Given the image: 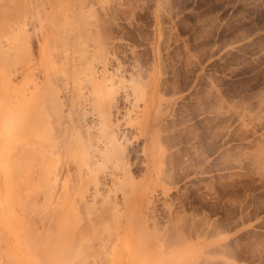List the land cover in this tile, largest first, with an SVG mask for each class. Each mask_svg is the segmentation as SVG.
I'll list each match as a JSON object with an SVG mask.
<instances>
[{
	"label": "rangeland",
	"instance_id": "374dc122",
	"mask_svg": "<svg viewBox=\"0 0 264 264\" xmlns=\"http://www.w3.org/2000/svg\"><path fill=\"white\" fill-rule=\"evenodd\" d=\"M56 1L0 16V51L13 63H0L11 83L5 92L0 81V134L10 121L40 124L41 135L54 126L59 145L53 186L20 188L22 199L4 187L14 163H4L0 136V264H264V0ZM44 46L50 88L36 99ZM49 93L61 102L54 113ZM32 110L51 122L36 123ZM107 115L127 170L112 182L102 166L111 162L90 150ZM64 127L85 151L67 146ZM75 161L96 175L98 193L85 200L70 187L76 232L62 237L56 212L71 208L50 199L78 183Z\"/></svg>",
	"mask_w": 264,
	"mask_h": 264
},
{
	"label": "bare ground",
	"instance_id": "6f19581e",
	"mask_svg": "<svg viewBox=\"0 0 264 264\" xmlns=\"http://www.w3.org/2000/svg\"><path fill=\"white\" fill-rule=\"evenodd\" d=\"M12 1V0H11ZM29 1H31V0H27V2H26V0H16L15 2H16V4L15 3H13V5L11 6V7H14V9L15 10H17V9H24L25 11L28 9V8H31V7H33L32 5L34 4V0H33V4L31 3V2H29ZM36 1V0H35ZM39 1V0H38ZM56 1V0H55ZM57 2V1H56ZM66 2V1H65ZM1 3H2V1H1ZM28 4V6L29 5H31L30 7H28V8H26L27 6V4ZM11 4V3H10ZM67 4V3H66ZM1 5V4H0ZM3 5V4H2ZM37 5V4H36ZM35 6V5H34ZM62 6H63V3H62ZM62 6L60 7V8H62ZM66 6V5H65ZM11 7H0V16H5V15H11L10 14V12H12V13H15L14 12V10L13 9H11ZM36 7V6H35ZM64 7V6H63ZM66 8V7H65ZM32 9V8H31ZM24 10H20V12H24ZM19 11V10H18ZM31 11V10H30ZM28 13H29V11H28ZM12 17V16H11ZM11 17H9L10 19H11ZM1 19H3V18H1ZM0 19V20H1ZM8 20V19H7ZM16 21V20H15ZM2 22V21H1ZM0 22V23H1ZM5 21H3V23H4ZM67 22V21H66ZM3 23H1V24H3ZM3 25H5V24H3ZM2 25V26H3ZM63 25H65V23L63 24ZM10 27V26H9ZM19 27V26H18ZM66 27V26H65ZM68 27V26H67ZM2 28V27H1ZM6 28V27H5ZM64 28V27H63ZM65 29V28H64ZM5 30V29H4ZM63 30V29H62ZM3 31V29L1 30V32ZM6 31V30H5ZM16 31V30H15ZM1 32H0V34H1ZM63 32V31H62ZM2 33H4V32H2ZM10 33V32H9ZM15 33H17V31L16 32H14V34ZM5 34V33H4ZM60 34H61V32H60ZM15 35H17V34H15ZM1 36V35H0ZM3 36V35H2ZM18 36V35H17ZM4 37V39L5 38H7V37H5V36H3ZM13 37H15V36H13ZM23 37V36H22ZM10 38H11V36H10ZM18 37H16V39H17ZM7 40V39H6ZM5 40V42H7ZM12 40V39H11ZM4 42V43H5ZM8 43V42H7ZM7 43H6V45H7ZM5 45V44H4ZM23 46V45H22ZM22 46L20 47V49L22 48ZM11 47V46H10ZM10 47H7V48H9V49H11ZM15 47V46H14ZM24 47V46H23ZM25 47H26V45H25ZM24 47V48H25ZM13 49V48H12ZM15 49V48H14ZM3 50V49H2ZM22 50V49H21ZM4 51V50H3ZM3 51H0V53H2V54H0V56H2V57H0V63H2V65L5 67V71H6V69L8 68V66H10V65H12L13 63H12V57H11V59H10V56L9 55H7V54H9V53H11L9 50V53H8V51L7 50H5V51H7V54L5 53V52H3ZM12 51V50H11ZM14 51V52H13ZM12 52L15 54V50H13ZM26 51H27V49H26ZM26 51H25V49H23L22 50V52H24V53H26ZM46 52H48V50H47V48L44 46V49H43V52H42V54L40 55V57H39V61H38V63H36V64H38L39 65V67H40V69H41V81L40 82H37V83H35L34 85H33V88H32V91H31V93H30V97L32 96V98L34 97V98H36V99H38V97L40 96V93H41V90H42V88H44V87H47L48 88V80H49V78H48V76H51L50 74H51V67L50 66H52L51 65V63H50V65L48 64V61L50 62V60L48 59V57L47 56H49V52H48V54L46 53ZM14 54H13V56H14ZM18 55V54H17ZM8 56V57H7ZM16 56V55H15ZM16 58V57H15ZM21 58L23 59V57L21 56ZM50 58V57H49ZM17 59H19V58H17ZM19 61V60H18ZM14 62V61H13ZM16 62V61H15ZM47 65L49 66V67H47ZM43 66V67H42ZM11 68V67H10ZM12 70V69H11ZM2 72H4V71H2ZM1 72V73H2ZM10 72H12V71H10ZM9 72V77H10V73ZM6 73V72H5ZM5 73H2L0 76V81H1V86H2V88H4V89H6L5 90V92L7 91V90H9V88H10V82H9V84L6 82V80H5V76H6V74ZM9 81V80H8ZM50 88V87H49ZM48 88V89H49ZM46 89V88H45ZM0 90L2 91V89L0 88ZM44 90V89H43ZM42 90V91H43ZM44 92V91H43ZM51 93V92H50ZM49 93V96L48 95H46V97H47V101H51V98L54 96H52L51 94ZM56 97L54 96V98L53 99H55ZM52 99V102H51V104H50V107H51V111H53V113L54 112H56V109H57V107H59L60 105H59V103H61V102H58V100L57 99H55V100H53ZM56 101V102H55ZM39 102H40V104H42L41 103V101H38V105H40L39 104ZM38 105L37 106H34V107H38ZM39 108H40V106L38 107V112H40V110H39ZM33 109V108H32ZM54 109V110H53ZM38 112H36L37 114H38ZM41 112H42V110H41ZM44 112H46V111H44ZM44 112H43V114H44ZM32 113H33V116L35 117V119H34V121H36V123H40L41 122V124H42V121L44 120V118L42 119V121L41 120H39V121H37V118H39V115L40 114H38V116L36 117V115H34V114H36L35 113V110L33 111L32 110ZM47 114H52V113H47ZM84 112L82 113V115L84 116ZM17 117L18 116H20L22 119H25V114H24V112H22V113H18L17 115H16ZM31 116V118L33 119V116L32 115H29V117ZM43 116H45L46 118H48L49 116L47 115L46 116V113H45V115H42L41 117H43ZM27 118V117H26ZM30 118V119H31ZM27 119H29V118H27ZM27 119H26V121H27ZM46 120V119H45ZM44 120V122L46 123V122H51V121H49L50 120V117L48 118V121H45ZM30 121V120H29ZM33 121V120H32ZM103 121H104V123H103V128H101V131L99 132V135H97L98 136V138H97V140H96V143H95V140H94V143H93V145H94V149L92 150V149H90L91 150V152L92 151H94L95 152V154H94V156L96 157L97 155V158L99 157V160H101V161H109V162H111V165H109V166H105V165H102L104 168L106 167V168H108V170H107V173H106V177L108 178V180L109 181H113V179H114V176H117L120 172H121V175H123V176H125L126 175V173H127V170H126V168L122 165V148L123 147H121L122 145H121V143L119 142V138L117 139V136L115 135V130L113 131V129L111 128V125H110V123H109V117H108V115L106 116V117H104L103 118ZM20 122H21V120H20ZM23 122V121H22ZM24 122H25V120H24ZM43 122V123H44ZM26 123V122H25ZM25 123H23V124H20V123H18V126L16 127L15 126V124H12L11 123V121L10 122H8L7 124H3L4 126L2 127V130H1V134H0V136H1V139L3 140V145H4V147L6 148V150H7V152H8V156L7 155H5V153L3 154V157L4 158H6V157H8L7 159H6V162H4L5 164L6 163H11L12 162V164L14 163V165H12L13 166V171H12V168H10V167H12V166H10V167H8L7 169H9V171L7 172V170H6V174H4L3 173V175L4 176H6V177H4V182L3 183H5L3 186L6 188V186L8 187V189H16L15 191H17V190H19V191H21V193L22 194H20V196L21 195H23L24 196V194H26V192H28L29 190H25L24 192H22V190H20V188L22 189L23 187H24V189H25V187L27 188V187H32V188H35L36 190H37V193H41L42 195H44V192H45V190H46V188L47 189H50L52 186H53V183L52 182H54V181H52V179L54 178V172H57L56 170H54V168H55V166L57 165V163H58V159H57V157H56V152H57V147L59 148V145H58V143L57 142H55L54 141V137H51V135H48V129L46 130V134H47V136H46V134L45 135H41L42 134V129L40 130L39 129V125L38 124H36V125H38V127H35L34 128V133H32V138H31V140L30 141H28V142H26V141H21V140H18V141H16V139H15V137L18 135V133H17V131H19V130H21V129H24V124ZM30 123V122H29ZM31 123H33V122H31ZM30 123V125H33V124H31ZM29 125V126H30ZM36 125H34V126H36ZM34 126H31L32 127V130H33V127ZM41 126V125H40ZM44 126V125H43ZM31 127H28L27 129H29V128H31ZM53 128H55L54 126H53ZM52 128V129H53ZM26 129V128H25ZM24 129V130H25ZM26 129V130H27ZM50 129V128H49ZM52 129H50L51 130V132H49L50 134H52ZM72 129L74 130V128H73V126H72ZM73 130H71V131H69V129L67 128V127H64V129L61 131V129L59 130V131H61L60 133H61V135H62V137H63V139H64V141L67 143V146L69 147V144L70 145H73V147H75V148H78L79 147V149L80 150H86V148H85V142H84V140H82L81 139V136L79 135V133L78 132H76L75 134H73L72 132H73ZM28 131V130H27ZM30 131H31V129H30ZM40 131V132H39ZM58 131V132H59ZM15 132H16V135H14L15 134ZM29 132V131H28ZM32 132V131H31ZM30 132V133H31ZM29 133V134H30ZM57 133V132H56ZM60 135V136H61ZM46 136V137H45ZM67 136H69L68 138H65V137H67ZM92 137V136H91ZM45 138H46V140H45ZM90 138V137H89ZM92 139H93V137H92ZM58 142H60V141H58ZM39 143H41L40 145H39ZM103 143V149L102 150H100L99 148H98V144H102ZM92 144V143H91ZM18 145V147L20 148V150L22 151L21 153H19V151L18 152H16V151H14V149H12L13 147H15V146H17ZM26 145H27V147H26ZM43 147H44V149H43ZM48 147V148H47ZM10 150V151H9ZM14 151V153H12ZM11 154H10V153ZM7 154V153H6ZM85 155V154H84ZM13 158V159H12ZM0 159H1V161H0V163H2L3 162V160H2V156H0ZM30 162H31V164H30ZM8 163V164H9ZM4 164V165H5ZM8 164H7V166H8ZM29 164V166H27ZM10 165V164H9ZM6 166V167H7ZM74 173H73V175L76 177V179H78L77 181H78V183H76V185L75 186H73V185H69V183L67 182L66 183V185L63 187V194L60 196V197H58V198H52V199H50L51 200V202H53V203H55L56 204V206H58V207H72V201H71V198H70V194H69V190H70V187H71V189L72 190H81V192H82V194H81V197L83 196V197H85V200H86V198H87V196H91L92 197V200H94L95 198H96V195H97V193H98V179H97V177H96V175H94L92 172H90V170L87 168V167H84L83 166V164H82V162H76L75 161V165H74ZM3 169H5V168H3ZM1 170V169H0ZM32 170H34V171H37V176H35L36 177V179L34 178V180L33 179H30L29 178V176L31 175L32 176V173H34V172H32L31 173V171ZM86 184H89V185H91V187H92V189H93V191L91 192V194H88V193H85V194H83L84 192H87V189H85V187H86ZM4 188V189H5ZM7 189V188H6ZM7 189V190H8ZM23 189V190H24ZM12 190V191H13ZM15 191H14V193H15ZM18 191V195H19V192ZM10 193V192H9ZM17 193V192H16ZM36 193V194H37ZM12 194V193H11ZM11 196H13V194L11 195ZM14 196H15V194H14ZM13 196V197H14ZM23 196H21V197H23ZM26 196V195H25ZM29 196H31L32 197V195H29ZM33 196H34V193H33ZM38 196V195H37ZM30 197V198H31ZM35 197L36 196H34V199H35ZM16 198L14 197V200H15ZM18 199V198H17ZM21 199V198H20ZM22 199H24V197L22 198ZM27 199H29V198H27ZM10 200H11V198H10ZM13 200V201H14ZM17 201V200H16ZM21 201V200H20ZM24 200H22V202H23ZM27 201H29V203H30V201H31V203H33L34 201H32V198H31V200H27ZM27 201H25V202H27ZM10 202V201H9ZM15 202V201H14ZM14 202H13V204H14ZM22 202H21V205L20 206H22L23 204H22ZM18 203V202H17ZM24 203V202H23ZM28 203V202H27ZM27 203H24V204H27ZM11 204H12V202H11ZM12 204V206H15V205H13ZM19 204H20V202H19ZM24 206H22V208H23ZM13 208V207H12ZM20 208V207H19ZM14 209V208H13ZM21 209V208H20ZM7 210V209H6ZM15 210V209H14ZM71 210H72V208L70 209V210H68V212H66V213H63L61 210H60V212L58 211V212H56V218H57V220H58V222H59V224H60V228H59V233H61L62 232V237L63 236H65V235H67V237H68V235L69 234H71V233H75L76 232V226H75V222H76V214L73 212V215H72V213H71ZM9 211V210H8ZM7 211V212H8ZM11 211H12V209H11ZM13 212V211H12ZM9 215H10V213H9ZM9 218H10V216H9ZM12 221V220H11ZM21 221V220H20ZM17 223V222H16ZM21 225V224H20ZM14 228V227H13ZM15 231V230H14ZM67 240H69V238L68 239H66V241ZM70 241V240H69ZM61 247V246H60ZM32 249V248H31ZM54 250H55V248H53ZM52 249V250H53ZM32 251V250H31ZM34 251V250H33ZM35 254H36V251L34 252ZM52 253V252H51ZM50 253V254H51ZM55 253V252H54ZM54 253L52 254V255H54ZM37 256H38V254H37ZM55 256V255H54ZM54 256H52V257H54ZM58 256V255H57ZM40 259H41V257L39 258L38 257V260H39V264H44V262H48V261H50V262H53L54 260H55V257H54V260L52 261V258H50V260L48 259V260H44V259H42L43 260V262H41L40 261ZM164 261L165 260H163V262L161 261V263H164ZM49 262V263H50ZM57 262H59V261H57ZM168 263V262H167ZM52 264H56V262H53ZM58 264V263H57ZM164 264H166V261H165V263Z\"/></svg>",
	"mask_w": 264,
	"mask_h": 264
}]
</instances>
